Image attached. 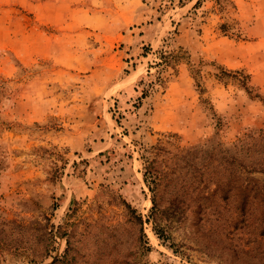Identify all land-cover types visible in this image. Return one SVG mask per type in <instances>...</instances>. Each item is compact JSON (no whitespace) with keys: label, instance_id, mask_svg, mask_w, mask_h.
Wrapping results in <instances>:
<instances>
[{"label":"rangeland","instance_id":"1","mask_svg":"<svg viewBox=\"0 0 264 264\" xmlns=\"http://www.w3.org/2000/svg\"><path fill=\"white\" fill-rule=\"evenodd\" d=\"M196 1L0 0V228L21 242L0 264H251L250 228L210 237L189 216L162 240L149 218L148 146L211 149L264 127V0ZM161 48L177 56L163 84Z\"/></svg>","mask_w":264,"mask_h":264},{"label":"trees","instance_id":"2","mask_svg":"<svg viewBox=\"0 0 264 264\" xmlns=\"http://www.w3.org/2000/svg\"><path fill=\"white\" fill-rule=\"evenodd\" d=\"M171 1L183 6L191 0ZM202 1L197 0L193 8L200 6ZM215 1L218 5L219 0ZM158 57L154 68H161L157 71V77L159 83L163 84L165 76L161 73L173 69L177 56L173 51L161 48ZM171 59H174L172 64ZM151 83L142 89L140 98L153 90L155 85ZM245 89L251 94L247 86ZM253 96L259 97V94ZM145 152L147 155L141 156L142 180L150 192L149 218L156 226L153 231L158 239L168 238L167 228L171 224L179 225L189 216L192 217L191 225L206 231L208 236L218 230L230 233L250 228L257 237L253 240L256 245L255 258L249 261L251 264H264V127L246 131L227 146L220 142L211 149L191 145L172 153L157 140ZM121 201L128 210V218L134 224L142 225L141 215L128 202ZM158 216L167 221L166 226H160ZM41 231V237L35 236V247L29 249L34 263H42L50 254L51 244L43 239H54L47 228ZM139 233L137 242L146 251L150 250L142 227ZM12 234L0 228V249L17 254L21 242L10 237ZM66 243L64 255L69 249L68 238Z\"/></svg>","mask_w":264,"mask_h":264}]
</instances>
